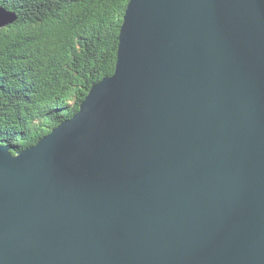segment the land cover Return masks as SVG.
<instances>
[{"label":"water","instance_id":"95a60500","mask_svg":"<svg viewBox=\"0 0 264 264\" xmlns=\"http://www.w3.org/2000/svg\"><path fill=\"white\" fill-rule=\"evenodd\" d=\"M122 19L78 113L0 146V264H264V0Z\"/></svg>","mask_w":264,"mask_h":264},{"label":"trees","instance_id":"16d2710c","mask_svg":"<svg viewBox=\"0 0 264 264\" xmlns=\"http://www.w3.org/2000/svg\"><path fill=\"white\" fill-rule=\"evenodd\" d=\"M128 2L0 0L14 17L0 29V146L12 153L34 146L76 113L93 83L113 74Z\"/></svg>","mask_w":264,"mask_h":264},{"label":"bare ground","instance_id":"6f19581e","mask_svg":"<svg viewBox=\"0 0 264 264\" xmlns=\"http://www.w3.org/2000/svg\"><path fill=\"white\" fill-rule=\"evenodd\" d=\"M84 34V33H83ZM82 34V35H83ZM88 36V35H87ZM118 36H119V34H118ZM82 37V36H81ZM80 40V39H79ZM77 42V41H76ZM119 43V42H118ZM39 45H41V44H39ZM102 45H103V43H102ZM49 46H50V44H49ZM61 48V47H60ZM63 49V48H62ZM83 50V49H82ZM104 51V50H103ZM63 54V53H62ZM104 54V53H103ZM54 56V55H53ZM67 57V56H66ZM54 58V57H53ZM79 60V59H78ZM54 61V60H53ZM76 61V60H75ZM49 62V61H48ZM46 64H47V62H46ZM65 65V64H64ZM70 65V64H69ZM48 66V65H47ZM63 66V65H62ZM71 66V65H70ZM59 67V66H58ZM68 67V66H67ZM60 68V67H59ZM115 68V67H114ZM66 69V68H65ZM76 69H77V67H76ZM63 70V69H62ZM78 70V69H77ZM114 70V69H113ZM58 71V70H57ZM65 71V70H64ZM79 71V70H78ZM80 72V71H79ZM87 72V71H86ZM57 74V73H56ZM65 74H66V72H65ZM49 75V74H48ZM64 75V74H63ZM75 75V74H74ZM80 75V74H79ZM67 76V75H66ZM69 76V75H68ZM65 77V76H64ZM74 77V76H73ZM68 78V77H67ZM66 78V79H67ZM72 82V81H71ZM96 82V81H95ZM13 83V82H12ZM73 83V82H72ZM97 83V82H96ZM74 84V83H73ZM95 83H93L92 85H94ZM9 85V84H8ZM77 85V84H76ZM79 86V85H78ZM12 87V86H11ZM71 88V87H70ZM76 89V88H75ZM35 90V89H34ZM77 91H79L78 89H77ZM78 94H79V92H78ZM28 96V95H27ZM36 97V96H35ZM35 99V98H34ZM38 99V98H37ZM31 101V100H30ZM8 116V115H7ZM71 120V119H70ZM8 123V122H7ZM25 123V122H24ZM3 124H5V122L3 123ZM3 126V125H2ZM5 126V125H4ZM53 127V126H52ZM3 128V127H2ZM50 130V129H49ZM53 130V129H52ZM2 132V131H1ZM48 133V132H47ZM50 134V133H49ZM10 141V140H9ZM33 141V140H32ZM5 146V145H4ZM5 147H8V146H5ZM11 149H12V147H10ZM28 148V147H27ZM11 149H9V151L10 152H12L13 151V149L11 150ZM18 153V152H17ZM16 154V153H15Z\"/></svg>","mask_w":264,"mask_h":264},{"label":"rangeland","instance_id":"374dc122","mask_svg":"<svg viewBox=\"0 0 264 264\" xmlns=\"http://www.w3.org/2000/svg\"><path fill=\"white\" fill-rule=\"evenodd\" d=\"M122 22H123V19H122ZM115 63H116V61H115ZM100 80H101V79H100ZM100 80H99V81H100ZM97 82H98V81H97ZM91 86H92V85H91ZM90 88H91V87H90ZM88 91H89V90H88ZM85 97H86V96H85ZM83 100H84V99H83ZM79 107H80V106H79ZM78 111H79V109L76 111V113H78ZM76 113H75V114H76ZM75 114H73L69 119H72V118L75 116ZM47 135H48V134H47ZM5 146L11 147L8 143H6Z\"/></svg>","mask_w":264,"mask_h":264}]
</instances>
